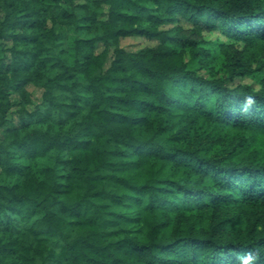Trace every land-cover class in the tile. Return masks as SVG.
Instances as JSON below:
<instances>
[{
  "label": "trees",
  "instance_id": "16d2710c",
  "mask_svg": "<svg viewBox=\"0 0 264 264\" xmlns=\"http://www.w3.org/2000/svg\"><path fill=\"white\" fill-rule=\"evenodd\" d=\"M0 12V264H264V0ZM132 35L158 44L119 46ZM248 74L258 89L228 83Z\"/></svg>",
  "mask_w": 264,
  "mask_h": 264
},
{
  "label": "rangeland",
  "instance_id": "374dc122",
  "mask_svg": "<svg viewBox=\"0 0 264 264\" xmlns=\"http://www.w3.org/2000/svg\"><path fill=\"white\" fill-rule=\"evenodd\" d=\"M0 16H2L1 12H0ZM173 25H179L183 28L190 27V24L185 19L179 17L178 20L175 21L173 24L166 23L163 26H161V28H169ZM201 37L207 42L216 43L215 41H219V42H222L223 44L229 45L238 50H241L244 46V43L242 41H237V40L234 41V39L232 38L224 37L218 31L203 32ZM157 44H158L157 40L148 39L146 37L139 36V35L126 36V37H122L119 40V46L128 51H136L144 47H154ZM207 47L211 49L210 53L212 54V56H210V59L207 60L209 67L212 69V71H215L218 76H222V75L226 76L227 72L223 68H220V67H223L222 60L223 61L225 60L224 59L225 56L221 55L222 52L219 50V48L216 45H208ZM102 48L103 46L99 44L96 47V51L99 52L102 50ZM259 55H264V53L262 54L260 53ZM109 57H111V49L109 50L108 58ZM108 62H109V59L107 60L106 63ZM253 67H254V63H252V68ZM202 72L205 73L206 69H203ZM228 83L232 86L236 84H247L253 89L259 88L257 78H255L254 76L250 74L235 76L230 81H228ZM26 89L32 100V104L28 105V107L31 108L33 104H36L41 99V90L31 84H27ZM12 96H16V93L12 94ZM18 107L19 106L16 103H14V105L11 107L9 111L10 112L9 119H11V121L13 119H16L17 115H16L15 110L18 109ZM1 134H2V129L0 128V136Z\"/></svg>",
  "mask_w": 264,
  "mask_h": 264
},
{
  "label": "clouds",
  "instance_id": "9594fccd",
  "mask_svg": "<svg viewBox=\"0 0 264 264\" xmlns=\"http://www.w3.org/2000/svg\"><path fill=\"white\" fill-rule=\"evenodd\" d=\"M254 262H255V257L251 252L246 253L242 257V264H254Z\"/></svg>",
  "mask_w": 264,
  "mask_h": 264
}]
</instances>
